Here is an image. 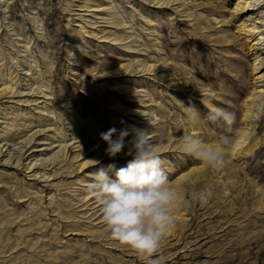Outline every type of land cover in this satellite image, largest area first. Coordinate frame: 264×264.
<instances>
[{"label":"rangeland","instance_id":"1","mask_svg":"<svg viewBox=\"0 0 264 264\" xmlns=\"http://www.w3.org/2000/svg\"><path fill=\"white\" fill-rule=\"evenodd\" d=\"M78 1L13 0L17 15L14 20L20 30L29 26L25 19L28 11L37 12L47 28L49 41L38 39V45L56 62L50 74L53 86L51 99L60 124L70 135L72 127L69 122L76 123L81 117L80 122L89 127L84 133H89L97 144L95 151L92 150L87 157L74 159V151L78 148L70 149L65 167L47 183L38 184L35 179L18 172L12 175L2 172L0 205L6 211L7 219L0 221L4 223L0 232H9L10 239L16 238L18 242L11 243L12 250L0 248L1 252L7 251L0 253V264H21L19 260H14L17 256L24 261L22 264H148L147 258L111 238L102 216L95 219L101 214L100 206L93 217L91 206L86 208L80 201L84 194L79 188L93 182L91 176L98 168H107L110 164L116 169L123 168L132 159L128 150L125 152V147L122 151L124 155L120 153L115 158L106 155L102 163V160L87 163L95 158L93 153L104 151L107 147L100 139L101 133L111 128L124 129L126 124L131 123L128 118L132 114L121 112L124 107L146 112L151 108L153 111L155 120L150 122L151 128H154L159 140L153 143L163 160L162 169L180 192L181 199L191 200L193 192L204 188H210L214 193L207 205L192 202L189 207L175 213L178 221L176 229L164 241L161 251L151 259H159L162 255L165 264H264V115L259 118L253 132L262 143V150L255 151L250 159L244 157L239 161L226 155L227 166L221 170L208 169L184 151L178 152L171 147L177 141L180 144V137L184 134L193 133L190 132L194 126L189 118V106L199 111L198 130L194 133L205 142L216 143L225 132L223 122L213 123L207 119L208 113L217 107L234 112L236 123L233 127H237L241 115L240 100L252 87L250 78L246 77L255 59V56L246 54V47L240 38L247 28L242 30L240 39L234 35L241 22L249 26V21L239 16L246 11L234 9L237 3H244V0H188L186 7L189 11L201 15L200 20L196 16L190 23L185 22L186 17L181 11L178 15L173 12L174 7L159 8L152 0H116L134 21L137 22L143 14L142 27L138 24L135 27L138 43L134 48L143 49L137 52L140 53L138 59H148L157 65L166 63L167 80L171 79L166 83L164 76L159 74L146 78L143 93L147 95L143 98L150 99L151 96L156 102L154 105L150 100L145 101L146 108L127 101L131 100L129 96L120 92L124 78L133 80L137 88L142 86L139 80L144 78L137 76L140 74L133 76L134 73H131L123 76L122 80L115 76L119 65L100 69L95 68L96 62L91 56L90 59L79 58L80 48H73L76 34H72L78 30L77 14L83 13L77 7ZM69 3L72 7L65 9ZM32 9L34 11H30ZM232 16H236L234 20ZM147 18L154 20L156 32L152 31L153 25L147 23ZM83 41L84 44L78 47L87 49L91 55L100 50L98 44L106 43L85 36ZM114 48L108 53L113 55V63L120 64L115 58L118 54L122 55L124 48ZM129 53L128 57L134 59L136 54ZM117 105L121 111L116 108ZM148 117L145 115L141 122H146V118L151 116ZM122 123L124 126L118 128ZM185 127L190 131L184 133ZM79 164L84 166L77 170ZM109 175L115 178L114 171ZM11 185L23 189L24 195L30 193L23 198L17 197L11 193ZM84 187L89 189L88 185ZM36 211L39 214H34ZM65 213L67 219H63ZM45 220H48L49 226L42 233L39 222L46 224ZM40 237L46 242L44 248L37 243Z\"/></svg>","mask_w":264,"mask_h":264},{"label":"bare ground","instance_id":"2","mask_svg":"<svg viewBox=\"0 0 264 264\" xmlns=\"http://www.w3.org/2000/svg\"><path fill=\"white\" fill-rule=\"evenodd\" d=\"M186 1L188 0H152V2L158 4L157 6H159V8L164 6L174 7V11H172L178 15V12L181 11L183 16L186 17V23H190L193 17L196 16L200 20L201 15L191 13L193 11L190 12L188 9L189 7H186V5H188ZM78 3V9L83 11V13L82 15L77 14L79 19L77 20L79 21L78 30L72 34H76V40L74 42L76 44L73 45V48H80L79 58L90 59L89 56H91L96 62L95 68L99 67L100 69L110 65H119L117 69L118 72L115 76L122 80L124 78L123 76L134 73L132 74L133 76L140 74L137 76H142L144 78L139 80L143 83L146 78L151 79L159 74V76H164L163 79H165L166 83L171 82V79L167 80L168 74L166 75L165 73L166 69L164 68L166 67V63L162 62V64L157 65L149 62L148 59H138L140 53L137 54V52L143 49L134 48V46L138 43L136 40V38L138 39V37H136L137 24L138 27H142V21L144 20L142 13L136 22L124 10L125 7L122 6V4L120 5L116 0H79ZM71 7L72 4L69 3L65 9ZM236 8H240V11H246L243 12V15L239 16L243 17V19H247V21H249V26L241 22L234 35H238V39H242V43L246 47V54L255 56L253 60L254 64H251V71L248 73L249 76H245L246 78H250V86L252 87L248 88L246 95L240 100L241 115L236 124L237 127L235 128V131L239 134L237 143L231 148L224 150L227 156L237 158L239 161V159H243L244 157L249 159L252 158L251 156L255 151L264 148L258 137L253 133L259 118L264 115V111L259 110L260 104L264 102V0H244V3H237L234 9ZM24 11L25 8L21 13ZM30 11H34V9ZM15 14L13 0H0V177L2 172L5 174L10 173L11 175L18 172L24 177L29 176L35 179L38 184L47 183L53 179L52 177L55 176V174H59L65 167L69 159L68 152L70 149L74 150L78 148V151H74V159L80 156L87 157L93 152L92 150L95 151L97 142L89 133H84L85 130H89V127L83 125L82 121V123L80 122L81 117H79L76 123L69 122L72 127L70 135L60 124L61 121L60 118H58L57 109L53 105L54 101L51 99L53 95V86L50 79L52 75L50 74H52L56 62L53 58L48 56V52L45 49H41L38 45V39L44 40L45 42L49 41L46 31L47 28L43 20L39 18L37 12L33 13L28 11V13L26 12L25 14V19L28 20L29 26L26 30H20V28H18V22L14 20L17 17ZM235 17L236 16H232V20H234ZM147 23L153 25L151 29L156 32L154 20L147 18ZM244 28L247 29L244 30L245 35L243 36L241 33ZM149 31L151 32V30ZM91 35L92 37H90ZM84 36L96 41L98 40L100 43H106H102V45L98 44V49L100 50L91 55L88 53L87 49L81 46L78 47L79 44H84ZM154 40H157V37H155ZM86 42L91 43V41ZM7 44H9V46ZM115 46L124 48L122 50L120 49L123 51L122 55L118 54L115 58L120 64L113 63L114 57L108 53V51L114 50ZM129 52L136 54L134 59L128 57L130 56ZM87 65L91 66L92 64ZM124 79L125 82L120 88V92L121 94L129 96L128 98L131 100L127 101L137 103L140 108L144 106L146 108L147 105L145 101L147 100H150L154 105L156 104L151 96L150 99H144V96L147 95V93H143L144 83L137 88L134 86L133 80ZM134 80L136 79L134 78ZM152 103L150 105H153ZM116 108L121 111L119 105H117ZM121 112L124 114H132V117L128 118L131 123L126 124L124 127V129H128L130 132L125 142L126 145L127 142L132 139L131 129L133 127L141 129L147 128L152 142L158 140L156 139V132L153 131L154 128H151L152 124L150 122L155 120L151 108H148L146 112L141 109L129 110L124 107ZM145 115L151 117L150 119L146 118L147 121L142 123L141 120H144L143 118ZM124 123L118 128L123 127ZM191 125L193 126L192 122ZM195 130H198L197 126H194L192 131L185 127L184 133L190 131L193 132L191 134L197 135L194 133ZM82 133L84 134L81 136ZM198 137L200 138V136ZM200 139L204 141V139ZM161 144H163V141ZM171 147L173 149H178V152L180 150V152L183 151L178 141L172 144ZM127 150L129 151L126 146L125 152H127ZM99 152L102 154L99 155ZM125 152H121V155H124ZM93 156L95 158L90 159L87 163L100 160H102L100 161V163H102L106 157L105 151L102 150L93 153ZM107 163L109 164V161ZM83 166L84 164H79L76 166V169L78 170L79 167V169H81ZM93 179L94 176H91V180ZM81 183L79 182V184ZM87 185L89 186V184H86L79 188V191L82 192L81 194H84V197L81 198L80 201L83 202V205H81L86 206V208L87 206H91L89 208L91 210L93 209L91 215L94 217L99 210L97 207L100 205L97 204L95 206L97 201L90 195L89 189H85L84 186ZM9 189L12 194L20 198L30 193L28 192L27 195H24V190L20 188L17 189L16 185H11ZM2 209L3 207L0 205V210ZM87 212H85V214H87ZM5 213L6 211L3 209V212L0 214V221L7 219ZM34 214L37 215L39 213L36 211ZM101 216L100 214L95 219H101ZM67 218L65 213V218L63 217V219ZM12 220L15 222L14 220H16V217ZM45 221L46 224L39 222L42 233L46 231L49 226L48 220ZM2 227H4V223L0 224V228ZM57 230L58 229H55V231ZM16 231L18 232L19 229ZM10 238L9 232H0L1 249L7 248L6 250L8 251L14 249L11 243L18 242V239ZM43 238H46V236H43ZM43 238L40 237L37 239V243H40L39 247L42 248L47 246ZM6 252L0 251V253ZM14 257H16V255H14ZM47 257H49V255ZM14 260H19L21 264L24 262L18 256L14 258ZM73 261L75 260L73 259ZM27 262H29V260H27Z\"/></svg>","mask_w":264,"mask_h":264},{"label":"clouds","instance_id":"3","mask_svg":"<svg viewBox=\"0 0 264 264\" xmlns=\"http://www.w3.org/2000/svg\"><path fill=\"white\" fill-rule=\"evenodd\" d=\"M188 114L193 126L200 121L199 111L189 106ZM264 111V102L260 104ZM207 119L223 122L225 132L216 143L202 141L198 136L184 134L180 145L186 155L202 162L208 169L221 170L227 166L225 149L237 143L234 129L236 114L224 108H215ZM128 129L111 128L100 134L107 145L105 155L115 158L127 146L132 159L126 167L115 165L98 168L89 185L90 195L99 203L102 221L112 239L135 250L148 264H165L164 257L151 259L161 251L164 241L176 229L175 213L189 207L192 202L207 205L214 193L210 188L195 191L191 200L181 199L180 192L162 169L163 160L149 136L147 128L131 129L132 139L125 144ZM115 137V138H113ZM115 173V178L109 175Z\"/></svg>","mask_w":264,"mask_h":264}]
</instances>
